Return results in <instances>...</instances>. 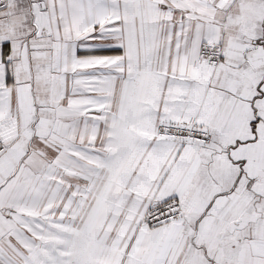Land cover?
<instances>
[{
  "label": "snow or ice",
  "instance_id": "obj_1",
  "mask_svg": "<svg viewBox=\"0 0 264 264\" xmlns=\"http://www.w3.org/2000/svg\"><path fill=\"white\" fill-rule=\"evenodd\" d=\"M0 264H264V0H0Z\"/></svg>",
  "mask_w": 264,
  "mask_h": 264
}]
</instances>
